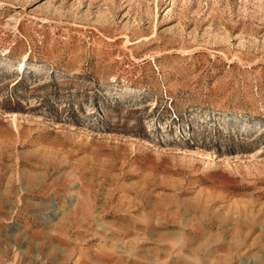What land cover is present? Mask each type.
I'll list each match as a JSON object with an SVG mask.
<instances>
[{
	"label": "rangeland",
	"instance_id": "1",
	"mask_svg": "<svg viewBox=\"0 0 264 264\" xmlns=\"http://www.w3.org/2000/svg\"><path fill=\"white\" fill-rule=\"evenodd\" d=\"M0 264H264V0H0Z\"/></svg>",
	"mask_w": 264,
	"mask_h": 264
}]
</instances>
